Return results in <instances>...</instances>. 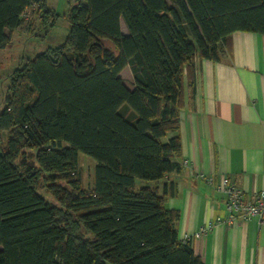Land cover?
<instances>
[{
  "label": "trees",
  "instance_id": "1",
  "mask_svg": "<svg viewBox=\"0 0 264 264\" xmlns=\"http://www.w3.org/2000/svg\"><path fill=\"white\" fill-rule=\"evenodd\" d=\"M31 8L48 35L59 14L47 0H0V49ZM68 20L65 42L25 57L10 76L0 264H204L167 207L175 183L159 189L182 169L181 139L167 137L180 127L198 61L219 60L235 31L264 34V0H70ZM80 152L97 161L90 188Z\"/></svg>",
  "mask_w": 264,
  "mask_h": 264
},
{
  "label": "crops",
  "instance_id": "2",
  "mask_svg": "<svg viewBox=\"0 0 264 264\" xmlns=\"http://www.w3.org/2000/svg\"><path fill=\"white\" fill-rule=\"evenodd\" d=\"M64 1L69 9L70 0L47 4L57 11ZM121 30L129 34L123 20ZM124 73L133 90L129 66ZM193 85L186 83L180 127L167 137L181 139L176 159L182 169L159 183L160 192L165 182L175 183L167 207L179 211V237L191 240L204 264H264V221L226 222L225 201L216 189L224 176L248 195L264 189V34L233 32L220 47L219 60L198 61ZM210 221L214 227L197 237Z\"/></svg>",
  "mask_w": 264,
  "mask_h": 264
},
{
  "label": "rangeland",
  "instance_id": "3",
  "mask_svg": "<svg viewBox=\"0 0 264 264\" xmlns=\"http://www.w3.org/2000/svg\"><path fill=\"white\" fill-rule=\"evenodd\" d=\"M57 2V0H50ZM171 3V0H168ZM34 8L29 9L24 17L20 27L13 32L12 42L4 49H0V112L5 107V98L8 94V85L13 70L22 64L25 57L41 53L49 46H57L65 42L70 32V23L68 20L69 9L66 1L57 9L59 14L55 24L50 27L49 33L44 37L45 28ZM109 44V43H106ZM110 45V44H109ZM124 80L130 77V74L124 73ZM128 81V80H127ZM8 134L0 129V153L3 146L7 144ZM97 161L90 155L80 152L79 154V171L82 174V180L85 187L90 188L94 185L95 166ZM148 182L143 179H137L136 185H145ZM64 184V183H63ZM48 200L57 203L54 196L45 186L39 188ZM1 248V247H0Z\"/></svg>",
  "mask_w": 264,
  "mask_h": 264
},
{
  "label": "built area",
  "instance_id": "4",
  "mask_svg": "<svg viewBox=\"0 0 264 264\" xmlns=\"http://www.w3.org/2000/svg\"><path fill=\"white\" fill-rule=\"evenodd\" d=\"M183 164L187 166L189 160H184ZM198 176L205 177L206 175L203 172H199ZM207 180L210 182L214 181L212 177H207ZM216 189L221 193L225 201V207L228 212L226 222L231 223L235 220L249 221L253 219L264 221V189L248 195L227 176L222 177L216 183ZM214 225V221L208 222L196 233V236L201 237L205 235Z\"/></svg>",
  "mask_w": 264,
  "mask_h": 264
}]
</instances>
